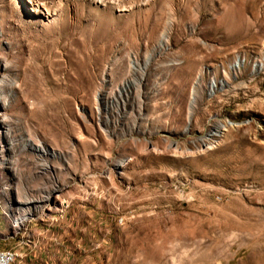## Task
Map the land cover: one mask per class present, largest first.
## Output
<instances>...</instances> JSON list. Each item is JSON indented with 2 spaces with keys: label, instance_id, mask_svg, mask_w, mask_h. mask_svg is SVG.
<instances>
[{
  "label": "rangeland",
  "instance_id": "obj_1",
  "mask_svg": "<svg viewBox=\"0 0 264 264\" xmlns=\"http://www.w3.org/2000/svg\"><path fill=\"white\" fill-rule=\"evenodd\" d=\"M0 251L264 264V0H0Z\"/></svg>",
  "mask_w": 264,
  "mask_h": 264
},
{
  "label": "bare ground",
  "instance_id": "obj_2",
  "mask_svg": "<svg viewBox=\"0 0 264 264\" xmlns=\"http://www.w3.org/2000/svg\"><path fill=\"white\" fill-rule=\"evenodd\" d=\"M219 130L220 129H217V131L215 132L216 136L220 133ZM34 148H35V150H37L39 152H43V153L47 152L46 149L41 148L40 146H35ZM59 192H60L59 190L55 189L52 192L48 193L47 197L45 198V201L50 203V207H49L48 211H54L55 207H57L59 204L61 205V203H60L61 201H59V198L57 197ZM26 206H23V207H25L26 209L29 208L28 206L27 207ZM52 206H54V207H52ZM23 207L19 206V208H17L16 213L18 214L17 217H19V218L16 221L24 220V219L28 218L29 213H27L28 211ZM16 227H19V226H16ZM0 255L2 256V260H3V263L0 262V264H14L16 259H17V255L13 251H0Z\"/></svg>",
  "mask_w": 264,
  "mask_h": 264
},
{
  "label": "built area",
  "instance_id": "obj_3",
  "mask_svg": "<svg viewBox=\"0 0 264 264\" xmlns=\"http://www.w3.org/2000/svg\"><path fill=\"white\" fill-rule=\"evenodd\" d=\"M0 262H2L3 263V260H2V256L0 255Z\"/></svg>",
  "mask_w": 264,
  "mask_h": 264
}]
</instances>
